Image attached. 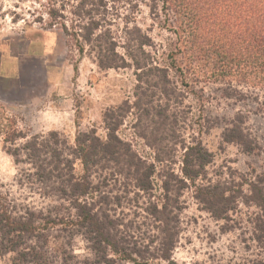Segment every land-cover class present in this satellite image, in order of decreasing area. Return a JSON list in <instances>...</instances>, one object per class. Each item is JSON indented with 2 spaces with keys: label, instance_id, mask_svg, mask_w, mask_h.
I'll list each match as a JSON object with an SVG mask.
<instances>
[{
  "label": "trees",
  "instance_id": "obj_1",
  "mask_svg": "<svg viewBox=\"0 0 264 264\" xmlns=\"http://www.w3.org/2000/svg\"><path fill=\"white\" fill-rule=\"evenodd\" d=\"M152 1L154 6L174 2L175 13L194 32L190 50L187 47L190 67L210 60L213 70H239L245 79L264 81V0ZM100 26L93 21L82 26L85 32L73 35L93 45L101 68H135L136 99L104 112L105 136L92 128L79 131L70 143L57 130L30 134L13 128L6 133L4 147L22 166L19 184L52 203L35 208L0 190V258L12 253L14 264H178L173 251L181 232L182 194L190 184L195 198L217 218H227L239 197L254 203L260 211L255 237L263 239L262 181L250 182L249 193L204 182L213 154L202 142L181 136L178 113L172 112L178 87L169 70H185L180 55L185 49L173 48L171 64L161 65L145 49L150 36L136 25L126 29L129 45L124 44L125 54H120L110 30ZM206 32L211 34L208 40ZM132 109L138 135L154 149L152 160L119 133ZM248 137L237 113L224 128L223 139L254 151L258 144ZM20 138L25 140L17 144ZM177 153L180 173L174 167ZM146 225L153 227L150 240ZM76 235L88 243L90 254L83 259L68 251ZM51 238L61 240V260L47 251ZM73 258L77 262H70ZM255 264H264V258Z\"/></svg>",
  "mask_w": 264,
  "mask_h": 264
},
{
  "label": "rangeland",
  "instance_id": "obj_2",
  "mask_svg": "<svg viewBox=\"0 0 264 264\" xmlns=\"http://www.w3.org/2000/svg\"><path fill=\"white\" fill-rule=\"evenodd\" d=\"M157 4L154 6L152 0H0V53L19 56L20 60V71L12 78L6 77L0 68L2 192L35 208L52 203L19 184L22 166L4 147L7 132L13 128L30 134L57 130L70 143L79 131L92 128L105 136L104 112L126 100L132 104L136 99L135 68H101L93 45L73 35L75 31L85 32L82 26L93 21L101 25L102 31L110 30L120 54H125L124 44L129 45L126 29L136 25L150 36V45L145 49L161 65L171 64L173 48L185 49L180 55L186 72L169 70L178 87L172 112L178 113L181 136L187 141L202 142L213 154L204 182L220 183L245 193H249L250 182L264 184V81L245 79L238 74L239 70L228 74L213 70L210 60L190 67L192 53L187 47L190 50L194 32L185 18L177 16L174 2ZM185 28L188 32L184 33ZM210 35L203 34L207 40ZM54 79V99L59 98L61 112L40 113L38 110L49 99L43 98L32 106L28 102L35 95H43ZM237 113L242 114L248 139L258 144L254 151L247 152L240 144L223 139L224 128ZM135 123L132 109L119 133L137 152L152 160L154 149L138 135ZM24 140L18 139L17 144ZM179 157L177 153L178 162L174 165L178 173ZM181 200V232L173 251L178 264H255L264 258V238L255 237L260 211L254 203H245L239 197L236 209L227 218H217L195 198L191 184L183 191ZM143 228L146 240H150L153 227ZM60 245L61 240L51 238L47 249L57 260H61ZM68 251L80 259L90 254L87 241L80 235L71 239ZM12 256L9 253L1 257L0 264H14ZM74 261L77 259L70 262Z\"/></svg>",
  "mask_w": 264,
  "mask_h": 264
},
{
  "label": "crops",
  "instance_id": "obj_3",
  "mask_svg": "<svg viewBox=\"0 0 264 264\" xmlns=\"http://www.w3.org/2000/svg\"><path fill=\"white\" fill-rule=\"evenodd\" d=\"M0 68L1 72L3 74L5 73L6 77H13L15 74H17L20 71V60L19 56L12 55L10 53H0ZM57 79H54L51 81V85L47 87L44 91L43 95H35L33 96L29 102L28 105H36L41 99H49L48 103L41 109L38 110V112L47 114V113H55V112H61L60 108L57 104L58 99H54V92L56 90V83ZM21 106H26L25 104Z\"/></svg>",
  "mask_w": 264,
  "mask_h": 264
}]
</instances>
